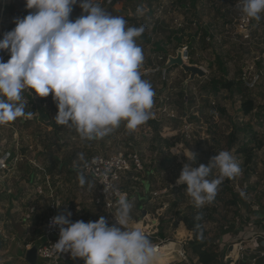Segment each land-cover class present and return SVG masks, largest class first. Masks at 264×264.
Segmentation results:
<instances>
[{"label":"rangeland","instance_id":"1","mask_svg":"<svg viewBox=\"0 0 264 264\" xmlns=\"http://www.w3.org/2000/svg\"><path fill=\"white\" fill-rule=\"evenodd\" d=\"M1 2L0 39L15 27L14 17L22 18L31 11L25 8V0H4L2 12ZM99 2L107 12L123 16L129 26L145 27L137 43L145 57L140 69L142 78L150 82L155 92L152 116L134 132L130 133L122 123L103 139L81 140L74 129L55 123L57 108L51 94L39 97L34 90L31 95L24 93L25 116L0 126V159L7 158L4 167L0 163V264H28L24 260L25 248L41 234L50 202L49 182L53 194L61 199L62 214L70 211L75 217L73 222L86 220L89 205L75 190L73 172L69 169L81 164L80 153L86 159L91 154L122 147L137 151L145 167L151 166L153 160L155 168L165 166L155 169L154 175L158 177L153 175L150 186L160 192L158 205L154 201L145 205L158 218L161 234L185 244L193 264H199L189 251L192 233L179 220L190 209H197L202 214L200 224L208 243L222 262L232 261L234 254L226 262L224 255L233 242H248L264 233V14L259 22H248L236 6L237 0H198L195 8L183 7L175 0H151L149 4L144 0L143 16L136 14L138 0ZM80 14L77 4L70 19ZM155 42H161L164 50H157ZM184 50V61L203 69L204 76L195 75L190 80L189 72L179 64L169 65L170 57L181 55ZM4 52L0 50V56ZM217 56L223 68L218 65ZM239 76L252 88L248 96L253 98L255 108L248 115L240 111L237 93L225 89L215 92L210 88L211 79ZM233 125L238 131L236 140L230 143ZM245 143L250 160L238 151ZM221 150L233 155L241 172L230 181L223 180L214 201L197 207L185 191L187 185L176 183L184 163L188 162L186 156L189 151L197 154L192 165L195 167L207 164ZM229 188L235 193L246 192L243 194L256 214L247 215L241 209L244 217L240 222L236 207L230 203ZM136 189L139 192L141 185ZM136 204L131 214L137 212ZM245 216L248 219L244 221ZM232 221L238 229L223 233L222 226ZM180 224L184 234H179ZM70 264L84 262L75 260Z\"/></svg>","mask_w":264,"mask_h":264},{"label":"clouds","instance_id":"2","mask_svg":"<svg viewBox=\"0 0 264 264\" xmlns=\"http://www.w3.org/2000/svg\"><path fill=\"white\" fill-rule=\"evenodd\" d=\"M77 4L82 14L72 20ZM236 6L249 21L259 22L264 14V0H237ZM25 8L31 11L14 17L15 27L0 39V50L10 54L6 62L0 60V126L25 116L24 93L33 90L39 97L52 95L55 123L74 129L81 140L103 139L122 123L131 133L151 118L155 92L142 78L145 57L137 43L143 25L129 26L99 0H25ZM145 11L138 6L136 14ZM186 157L176 183L187 185L185 191L197 207L214 201L223 180L241 172L227 150L195 167L197 154L189 151ZM78 159L83 168L77 180L83 187L88 165L83 153ZM104 190L108 193L112 185ZM116 204L111 225L103 216L73 222L70 211L53 217L49 227H59V239L50 254L68 253L84 258V264H156L158 255L147 234L128 227L134 201L120 194Z\"/></svg>","mask_w":264,"mask_h":264},{"label":"built area","instance_id":"3","mask_svg":"<svg viewBox=\"0 0 264 264\" xmlns=\"http://www.w3.org/2000/svg\"><path fill=\"white\" fill-rule=\"evenodd\" d=\"M1 1V11L3 12L5 3L4 0ZM181 57L184 61V58H186V51L181 54ZM9 58L10 54L7 50L0 56V60L4 62ZM163 151H165V149ZM6 159V156L0 159L2 167L5 166ZM85 161H87L88 165V167L84 169L88 183L83 187L79 185L77 180V172L83 168V162L74 169H69V172H73L75 190L84 197V201L89 205L87 219H82L81 221L94 222L99 217L103 216L108 221L109 225L114 224L115 220L112 213L114 214L116 211V201L120 194L126 195L129 200H133L135 203L143 196L145 201L142 198L141 207L137 209L136 213L131 214L132 219L128 227L140 228L143 230L151 240L155 250L161 246H172L170 249L166 250V254L169 253V255L164 254L165 256H163L167 258L164 264L195 263L185 250L183 246L185 244H178L177 241L167 239L165 235L163 237L160 235V223L158 218L145 209V205L148 202L154 201L153 203L157 204L156 200L160 192L154 190L150 186L151 182L154 180L153 175L155 169H157V171L158 168L163 169L165 167L164 165L155 168L156 164L153 160L150 162L152 163L151 166L145 167L143 159L137 151H127L124 147L111 151L106 149L102 152L91 154L87 156ZM154 176L158 177V174ZM107 185H112V190L108 193L104 190V187ZM138 185H141L139 192L136 189ZM52 187V182H49L50 202L47 203V211L43 218L42 231L37 238V240H41L42 242L37 249L40 264H70L75 260H82L84 262V258H72L68 253H61L59 256L50 254L52 244L59 239V227H49V222L53 217L62 214L61 199L53 194ZM158 208L160 209V207H157V214H159ZM143 211L145 213L142 215ZM74 218V216H71V220H74ZM257 239L259 240L258 242H256ZM32 244H27L26 248H29ZM230 249L231 250H228V253L224 255V261L226 262L227 259H230L232 254H234V257L232 261L226 264H258L259 260H261L260 264H264V233L250 238L248 242H245V240L233 242Z\"/></svg>","mask_w":264,"mask_h":264},{"label":"trees","instance_id":"4","mask_svg":"<svg viewBox=\"0 0 264 264\" xmlns=\"http://www.w3.org/2000/svg\"><path fill=\"white\" fill-rule=\"evenodd\" d=\"M144 0H138V6H142ZM149 4L151 0H145ZM198 0H175V3L181 4L183 7L189 6L190 8H195L197 5ZM137 6V7H138ZM75 5L73 6V8ZM136 7V8H137ZM81 15V14H80ZM79 15V16H80ZM78 16V17H79ZM249 22V20H248ZM251 22H254L252 20ZM207 32L204 33L206 35ZM178 42H182V38L176 37ZM204 38V37H203ZM148 40V38H147ZM204 40V39H203ZM193 41V39H192ZM155 47L159 51H163V47L161 46V42H155ZM217 63L220 65L221 68H223L221 58L220 56H217ZM258 79V78H257ZM257 81V80H255ZM210 88L214 90L215 92L219 91L220 89H225L231 94L237 93V95L240 97V111L242 112L243 115H248L250 114L253 109L255 108L254 100L250 96H248V91H251L252 88L250 87L249 83H247L241 76L237 78H225V79H211L210 80ZM33 109V108H32ZM34 110V109H33ZM153 122V120H151ZM238 131V128L236 125L232 126V130L229 133L230 136V143H233V141L236 140V133ZM238 151L243 152L246 156V160H250L251 155L248 152L249 147L247 144H243L240 148H238ZM166 162V161H165ZM226 180L230 181V179L226 178ZM183 187V186H182ZM229 191L231 193V200L230 203L231 205H234L236 207L235 209V214L239 218L238 220L241 222L242 218L244 217L241 213V209L243 212H245L247 215L248 214H256L257 211L251 210L250 204L247 202L246 194H242V192H233L231 188H229ZM246 193V192H243ZM137 203V204H136ZM136 207L139 208L141 207L142 204V198L140 200L138 199L136 202ZM201 211L199 210H194L193 208L190 209L189 213L182 214L179 218L180 221H182L186 227L187 230H189L192 233V239L189 240V251L190 253L196 257L197 262L199 264H226L222 262L221 258H219V255L217 252L213 250L212 245H210L205 238V232L203 228L201 227ZM250 216V215H249ZM247 216H245L244 221L247 220ZM182 226V224H180ZM179 225V226H180ZM238 229V227L235 226V222H229L226 226H222V231L223 233H229L233 232ZM161 229L160 228V235L163 237L164 235L161 234ZM261 263V260H259V263ZM242 264V263H241Z\"/></svg>","mask_w":264,"mask_h":264},{"label":"water","instance_id":"5","mask_svg":"<svg viewBox=\"0 0 264 264\" xmlns=\"http://www.w3.org/2000/svg\"><path fill=\"white\" fill-rule=\"evenodd\" d=\"M174 63L179 64L185 72H189L190 80H192L195 75L204 76L205 74V71L201 69L200 67L194 64H188L184 62L180 54H177L176 57H170L169 65L174 64ZM144 213L145 212L143 211L142 215ZM41 244H42L41 240H36L29 248H26L24 252V260L28 264H40V258L38 256L37 249Z\"/></svg>","mask_w":264,"mask_h":264},{"label":"bare ground","instance_id":"6","mask_svg":"<svg viewBox=\"0 0 264 264\" xmlns=\"http://www.w3.org/2000/svg\"><path fill=\"white\" fill-rule=\"evenodd\" d=\"M184 232H185V230H184L183 225H182V226H180L179 234H184ZM171 247H172L171 245H166V246H161L160 248H157L155 250L157 252V255H158V259L156 261L157 264H164L167 261V258L163 257V256L169 255V253L166 254V250L170 249Z\"/></svg>","mask_w":264,"mask_h":264}]
</instances>
